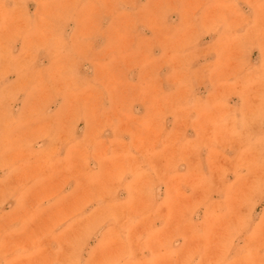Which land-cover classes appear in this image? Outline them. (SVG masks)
<instances>
[{"label":"rangeland","instance_id":"obj_1","mask_svg":"<svg viewBox=\"0 0 264 264\" xmlns=\"http://www.w3.org/2000/svg\"><path fill=\"white\" fill-rule=\"evenodd\" d=\"M0 264H264V0H0Z\"/></svg>","mask_w":264,"mask_h":264}]
</instances>
